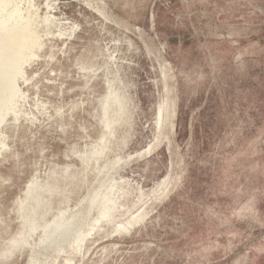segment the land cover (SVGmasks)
<instances>
[{
  "label": "water",
  "instance_id": "1",
  "mask_svg": "<svg viewBox=\"0 0 264 264\" xmlns=\"http://www.w3.org/2000/svg\"><path fill=\"white\" fill-rule=\"evenodd\" d=\"M0 264H264V0H0Z\"/></svg>",
  "mask_w": 264,
  "mask_h": 264
}]
</instances>
